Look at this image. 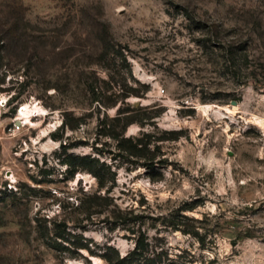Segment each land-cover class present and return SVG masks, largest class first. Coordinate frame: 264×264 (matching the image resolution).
Returning a JSON list of instances; mask_svg holds the SVG:
<instances>
[{
	"label": "rangeland",
	"instance_id": "obj_1",
	"mask_svg": "<svg viewBox=\"0 0 264 264\" xmlns=\"http://www.w3.org/2000/svg\"><path fill=\"white\" fill-rule=\"evenodd\" d=\"M137 239L264 264V0H0V264H140Z\"/></svg>",
	"mask_w": 264,
	"mask_h": 264
},
{
	"label": "trees",
	"instance_id": "obj_2",
	"mask_svg": "<svg viewBox=\"0 0 264 264\" xmlns=\"http://www.w3.org/2000/svg\"><path fill=\"white\" fill-rule=\"evenodd\" d=\"M126 93L119 94L117 97L118 99L112 102H108L106 104H102L104 107H112L119 103H125V98L129 95H138L137 89L134 87H128ZM91 90L94 91V86L91 87ZM120 107H118L119 110ZM130 111V110H129ZM124 111L119 110L117 112V116L113 117V120L117 121L118 123L122 122L121 130L117 131L114 130L113 133L110 134V137L116 140V146L119 150L124 152L126 155L130 157H134L137 160H142V164L144 166H151L153 165L154 160V153L150 152L148 149L149 141L144 140V137H148V135L143 134L142 136L132 137V136H125V128L132 122L137 121V118H133L131 114L121 117V113ZM132 117V118H131ZM67 124V122H64ZM71 125V124H70ZM177 135L164 137L160 139H177ZM81 160H87L88 164L96 163L97 161L94 159H89V157L85 156L82 157ZM98 163V162H97ZM92 169V168H87ZM93 171V170H92ZM95 176L99 179L101 175L98 172H93ZM100 185H103L102 183ZM100 198V196L98 197ZM144 250V242L142 239H137L135 242V246L131 252L127 254V256L134 257L135 261H138L140 264H147V259L143 255ZM172 264V263H167Z\"/></svg>",
	"mask_w": 264,
	"mask_h": 264
},
{
	"label": "water",
	"instance_id": "obj_3",
	"mask_svg": "<svg viewBox=\"0 0 264 264\" xmlns=\"http://www.w3.org/2000/svg\"><path fill=\"white\" fill-rule=\"evenodd\" d=\"M20 121L19 120H17V123H19Z\"/></svg>",
	"mask_w": 264,
	"mask_h": 264
}]
</instances>
